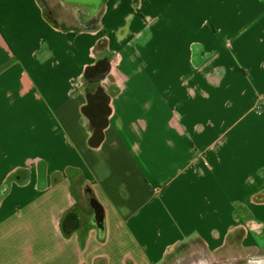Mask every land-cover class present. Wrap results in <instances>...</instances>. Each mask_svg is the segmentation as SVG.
<instances>
[{
  "label": "crops",
  "instance_id": "0c3cea01",
  "mask_svg": "<svg viewBox=\"0 0 264 264\" xmlns=\"http://www.w3.org/2000/svg\"><path fill=\"white\" fill-rule=\"evenodd\" d=\"M98 24L70 34L0 0V264H264V0H105ZM99 49L115 76L93 148Z\"/></svg>",
  "mask_w": 264,
  "mask_h": 264
},
{
  "label": "water",
  "instance_id": "95a60500",
  "mask_svg": "<svg viewBox=\"0 0 264 264\" xmlns=\"http://www.w3.org/2000/svg\"><path fill=\"white\" fill-rule=\"evenodd\" d=\"M63 5H69L76 9V13L79 15V25L84 30H89L95 27L98 23L99 14L101 13L105 0H59ZM109 65V64H108ZM110 67V66H109ZM95 68V65L86 68L85 76ZM110 68L105 71H101V78L96 81V84L103 81V79L109 74ZM107 112L102 116L101 124L93 130L92 137L89 141V145L93 148L99 146L104 139V130L108 126V119L111 115V109L109 106V97L107 96ZM88 205L93 211L95 224L97 229L104 228V211L102 206L94 199H88ZM81 227L80 216L76 212H67L61 222L60 228L64 236L68 237L74 232L78 231ZM262 260L256 264H262Z\"/></svg>",
  "mask_w": 264,
  "mask_h": 264
},
{
  "label": "rangeland",
  "instance_id": "374dc122",
  "mask_svg": "<svg viewBox=\"0 0 264 264\" xmlns=\"http://www.w3.org/2000/svg\"><path fill=\"white\" fill-rule=\"evenodd\" d=\"M38 4L42 6V8H47L46 11H44V15L45 17L48 19V20H52L53 23L61 28L62 30H66L68 31L70 34H74L75 31H80L82 30L81 29V26L79 25L77 19L75 18V13H74V10H72L71 8L69 7H65L64 9L61 8V6L59 5V3L55 0H37ZM68 6V5H66ZM99 24L94 27L95 28H98ZM80 29V30H79ZM66 37H68V35L66 34ZM65 37V38H66ZM106 42L107 40L103 41L101 44H100V49L102 48V44L104 46V48L106 49ZM99 49V58L101 57H104L105 54L102 53V50ZM117 66L115 67V70H116ZM113 76H115L114 72H113ZM112 77H110V79H108V81H106L105 83H103V85L105 86L106 90L107 91H110L111 89V86L109 84V81H112ZM117 78V86L118 87H123L126 80L125 78L123 77H116ZM148 82L150 84L153 85L154 83V79H153V74L150 75V77L148 78ZM147 82V84H148ZM90 89V88H89ZM147 96H149L150 94H146ZM127 97V100L129 102H131L132 104H134L135 107H137V103L139 102L140 98L138 95H136L134 98H133V94L132 93H127L125 95ZM140 115L145 117V116H148V112H146L144 110V108L141 107L140 109ZM130 118L132 119H137L138 117V110H136V113H130L129 114ZM83 122L86 123V121L84 120ZM127 132L126 129L122 130L121 132H116L118 133L119 135L123 136L125 135ZM113 143H115L113 141ZM82 153L84 155H86V153L88 152L86 149L84 148H80ZM116 149V146L115 144H111V143H107L106 145V151H113ZM87 158V156H86ZM1 175V174H0ZM19 194V191H18V188L16 190H14V194L11 196L10 198V202L12 204H14V197H16L17 195ZM86 195L85 193V188H84V196ZM10 210V205L9 204H4L3 205V208H2V212L0 213V229L1 228H6V229H13L14 230V220H9L7 218V212ZM10 214L11 215H14V208L10 211ZM21 227V226H20ZM244 255V257L246 256V254H249L247 255L248 256H251L252 253H245L243 252L242 253Z\"/></svg>",
  "mask_w": 264,
  "mask_h": 264
},
{
  "label": "flooded vegetation",
  "instance_id": "af4514ba",
  "mask_svg": "<svg viewBox=\"0 0 264 264\" xmlns=\"http://www.w3.org/2000/svg\"><path fill=\"white\" fill-rule=\"evenodd\" d=\"M59 3L61 8L69 7L72 10H74L75 13V18L77 19L79 23V15L76 13V9L71 7V6H66L63 5L59 0H55ZM80 24V23H79ZM107 58V59H106ZM112 61H114L110 57H101L97 59L94 63L95 68L92 69L86 77V81L88 83H91L92 86H90L89 92L86 93L85 95V107H84V113L88 118L89 126L91 131L95 130L102 122V116L104 113L107 112V95L112 96L111 92L106 93L105 91V86L103 83H105L109 78L107 75L103 81L99 82L96 84V81L101 78V71H105L108 68L112 67ZM115 63V61H114ZM109 64V65H108ZM111 65V67H109ZM109 104H110V99H109ZM93 134V133H92ZM77 213H79L82 217H85L86 215L83 214L82 210H77Z\"/></svg>",
  "mask_w": 264,
  "mask_h": 264
},
{
  "label": "trees",
  "instance_id": "16d2710c",
  "mask_svg": "<svg viewBox=\"0 0 264 264\" xmlns=\"http://www.w3.org/2000/svg\"><path fill=\"white\" fill-rule=\"evenodd\" d=\"M40 7L42 8V6L40 5ZM47 10V8L45 7V8H42V11H43V13H44V11H46ZM45 16V15H44ZM47 19V18H46ZM49 22H52L53 23V21L51 20H48ZM54 24V23H53ZM54 26H56L55 24H54ZM57 27V26H56ZM57 28H59V27H57ZM7 188H8V186L7 185H5L1 190H0V197H2V196H4L5 194H6V192H4V191H6L7 190ZM96 264H103V263H101V262H97Z\"/></svg>",
  "mask_w": 264,
  "mask_h": 264
}]
</instances>
